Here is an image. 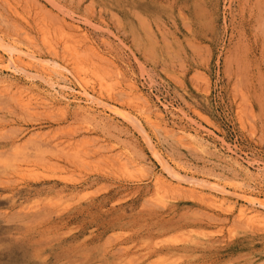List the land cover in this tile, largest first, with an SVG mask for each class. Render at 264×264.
<instances>
[{
  "label": "rangeland",
  "instance_id": "rangeland-1",
  "mask_svg": "<svg viewBox=\"0 0 264 264\" xmlns=\"http://www.w3.org/2000/svg\"><path fill=\"white\" fill-rule=\"evenodd\" d=\"M9 2L29 24L0 0V44H29L53 59L41 42L42 24L63 62L55 28L64 18L109 55L123 90L91 99L58 88L70 101L37 116L0 94V264H264V228L237 218L242 190L264 199V0ZM59 70L79 92L78 80ZM2 71L0 80L11 84L49 88L35 73L29 81ZM128 79L142 100L123 88ZM86 106L95 120L82 115ZM153 112L162 118L146 122ZM164 122L173 133L164 132ZM184 128L201 132L204 144L181 142L174 135ZM127 154L135 163L122 168L118 160ZM163 160L187 178L226 186L235 210L187 191L157 196ZM245 160L256 165L250 176Z\"/></svg>",
  "mask_w": 264,
  "mask_h": 264
},
{
  "label": "bare ground",
  "instance_id": "bare-ground-1",
  "mask_svg": "<svg viewBox=\"0 0 264 264\" xmlns=\"http://www.w3.org/2000/svg\"><path fill=\"white\" fill-rule=\"evenodd\" d=\"M9 1L10 0H3V2L8 4V7L10 8V11H11L12 15L14 17L15 16L19 17V19H21V21H23L25 24H27L28 23L27 18H25L22 14H20L17 11V9ZM38 20H40V19H38ZM44 22H46V21H44ZM12 24H15V23H12ZM38 27H39V31L38 32L40 33V36H41V42L43 43V46L45 47L44 49L45 50L46 49L49 50L51 52L50 54L52 56H55V58L53 57V59H52V58L45 57L44 55L40 54V52H38L37 49L35 51L32 47H30L29 44H28V46L26 48H22L19 45H17L16 43H14V41L12 42V41H9V40H8L9 42L7 44H4V45L0 44V49H2L0 51V67L3 69V71H5L7 73H11L15 77L17 75H20L22 77L26 76V78H29L28 79L29 81L35 79V78L32 77V74L35 73V75L37 74L36 76L43 77L45 79L44 82L49 87L47 90L43 89V90L39 91V89H36L35 85L33 86V84L28 83L29 87H23L22 85H21L22 87H20V85L18 83L17 84H13L15 82H12V84H11L10 83L11 81L9 82L10 79L7 81L5 78L4 79L1 78L3 80H0V94H6L7 96H11L15 100H18L19 106L21 108L20 110H22L25 113H27V114L32 116V115H36L37 113H39V111H43L44 110L45 112L48 113V111L55 110V108L58 107L59 103H61L63 99L66 100V102H69L70 101L69 97L66 96L62 91H59L58 88L69 90L70 92L77 93L78 95H81V96L83 95V96L91 98V99L95 95H97V97L99 99H101L102 96L105 95V94H108V96L112 97V95L116 91H122L123 90L122 89V85L119 86L120 83L117 81V84H116V82H115L116 80L119 79V78H117V74H116V73H118L117 72L118 67L115 66V64H114V62L112 60H107L108 59L107 56H109V55L108 54H103L97 48V46H95V44L90 40V38L87 35V33L85 32V30H83L80 26L75 25V24H71L68 21H66V19L63 18V20L60 22V24H58L57 28H55L56 29L55 31H57V33H59L60 37L62 38V36H63V38L60 40L61 43H59V45H61V48L63 50V52H62L63 62H62L61 59H59L60 58L59 57V53H60L59 50L60 49L59 50L57 49V47H56L57 44L54 43L56 41L54 39H52L53 35H51L50 28L48 26H44L42 24H40ZM52 29H54V28H52ZM36 30H37V28H36ZM20 32H21V30H20ZM52 32H54V31H52ZM21 33H23V32H21ZM23 34L25 35V38L30 40L29 39V35L30 34H29V32L27 30H24ZM0 39L4 40L2 37ZM26 43H29V42H26ZM21 44H22V42H21ZM35 46H37V45H35ZM106 61L108 63H111L110 64L111 67L109 65H107L106 63H105L106 65H104V62H106ZM59 68H63L64 70H66L68 73L73 75L78 80V82L81 85L79 92L76 91L75 89H72L70 86H68L66 80L64 79V77L66 78V75L64 73H61ZM113 69H114L116 75H114ZM58 78H63L64 85L61 84L59 81H57ZM113 83H115L114 86H113ZM125 85L126 86H124L123 88L126 87L125 90L127 91V93L129 92L131 94L132 98L134 97L135 100H137V101L138 100H142L143 97H142V95L140 93L139 88L137 87L136 83L134 82V80L128 79L125 82ZM116 86H118V88H115ZM89 100L90 99H88L86 102L90 104L92 100H90V101ZM77 101H78V99H77ZM61 109H63V108H61ZM79 110L81 111L83 116H87L89 118L93 117L92 120H95V117H96L95 116V112L96 111H92L91 107H87V106H86V108L79 107ZM147 110H149L151 112V109H147ZM176 111H177V109H176ZM144 113H146V112H144ZM165 113H167V112H165ZM113 114H115V113H113ZM183 114L184 113H182V115ZM37 115H39V114H37ZM150 115L151 116H148L146 118V122L150 121L153 117L157 118V119H161L162 118V116H161L162 114H160V113H154V114L150 113ZM172 116H173V114H172ZM184 116H185V114L183 115V117ZM99 118L101 119V117H99ZM175 118L178 119L180 117L178 116V117H175ZM129 120H131L133 123H135L136 125H138L140 127V128H137L139 131H143V132L145 131V130H143L141 128L142 126H141L140 120L137 117L130 116ZM167 120H165V121H167ZM135 124H134V126H135ZM163 124L164 125H162V128H163V130H164V132L166 134H170V133L174 132L173 130H170L168 128L169 126H167L165 124V122ZM177 130H178L177 131L178 135H174V136L178 137L181 142L187 143L189 145H196V146H199V147H201V145L204 144L203 139H201L199 137L200 136L199 134H201V132L198 133L197 129L194 130V131H192L193 129L191 131H188V129L186 130L185 128L181 129V130H179V129H177ZM40 132L42 133V130ZM37 133H36V135H37ZM45 134H46V132H45ZM162 135H163V133H162ZM145 137H146L145 139H147L146 140L147 142L146 141L145 142L149 145V148L152 147V151H154V149H153L154 146L152 144V140L149 139L148 135L145 136ZM29 139H31V138H29ZM26 140H27V138H26ZM17 142H19V141H17ZM221 142H222V140H221ZM209 144H211V143H209ZM18 146H19V144H18ZM226 147L227 146H225V148ZM206 149H208V148H206ZM229 149H230V151H228V153L229 152L232 153V152L235 151V150L231 151L230 147H229ZM40 151H42V150L40 149ZM154 152H156L155 156H157L158 153H157L156 149H155ZM234 153H236V152H234ZM131 156H132L131 154H130V156L127 154V155H125L124 158H119L118 162L123 164L122 168H124V167L126 168V167H128V165H133L135 163V161L131 158ZM158 159H159V157H158ZM127 160H131V161L128 162L127 164H125L124 162L127 161ZM135 160H137V159H135ZM229 160H230V158H229ZM245 161H247V160H245ZM249 161H247L248 162L247 163L248 167L245 168V174H246L245 176H250V174H252L251 168H254L256 166V165L254 166L255 162H253V164H252V163H250L252 161H250V162ZM166 162H168V161H166ZM166 162L163 160V165H160L161 167H163L161 174L158 173L159 175H156V176L153 174L155 176V183L154 184H155V191H156L155 193L158 194V195L156 194L157 196H159L161 193H164L166 191H187L193 197H197L198 199L202 200L203 202H201V203H204V201H208L209 202V203L207 202L208 204H212V206H217V208H219V209L220 208L223 209V207H227L229 209L235 210L234 206L232 205V203H230V201L226 198L227 194L229 193V191L227 190L226 186H222V185H220L218 183L210 185L207 182H204L202 180H201V182H199L198 180L196 181V179L194 177L187 178V177H185L183 175L181 170H178L175 167L173 168L172 167L173 165L170 166ZM158 163H160V161ZM234 163H235V165L233 164L234 166H238V167H240L239 169H241V166H240V164L237 161L234 162ZM175 165H177V164H175ZM233 165H231V166H233ZM261 171H263V170H261ZM239 172H241V171H239ZM151 174H152V172H151ZM185 174H187V173H185ZM259 177H260V175H259ZM254 179L257 180V178H255V177H254ZM259 180H257V181H259ZM262 183H260V184H262ZM248 184H245V185L249 186ZM236 189L237 188H235V190ZM254 191H257V190H252V188L251 189H244V190L241 191V196H240V194H238V196L242 197V201H243L244 204L242 206H240L239 209L237 210L238 211L237 218L240 221H243L249 227H257V228L259 227V229H260V227L264 228V199H262L259 196V194L255 193ZM261 192H262V190H261ZM176 193H178V192H176ZM192 196H190V197L192 198ZM236 199H238V197ZM166 202L167 201H165L164 203H166ZM30 208H29V210H31ZM262 231H264V230H262ZM109 255H110V253H109ZM108 262H110V261H108Z\"/></svg>",
  "mask_w": 264,
  "mask_h": 264
}]
</instances>
